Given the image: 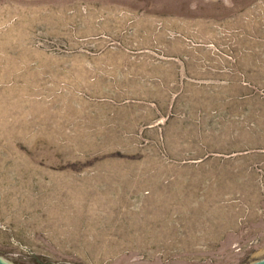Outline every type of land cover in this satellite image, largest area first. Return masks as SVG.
<instances>
[{"label": "rangeland", "instance_id": "1", "mask_svg": "<svg viewBox=\"0 0 264 264\" xmlns=\"http://www.w3.org/2000/svg\"><path fill=\"white\" fill-rule=\"evenodd\" d=\"M0 255L264 260V0H0Z\"/></svg>", "mask_w": 264, "mask_h": 264}, {"label": "water", "instance_id": "2", "mask_svg": "<svg viewBox=\"0 0 264 264\" xmlns=\"http://www.w3.org/2000/svg\"><path fill=\"white\" fill-rule=\"evenodd\" d=\"M4 260H7V259H5L4 257H2V256L0 255V264H9V263H7V262L4 261ZM254 264H264V260H261V261H259V262L254 263Z\"/></svg>", "mask_w": 264, "mask_h": 264}, {"label": "bare ground", "instance_id": "3", "mask_svg": "<svg viewBox=\"0 0 264 264\" xmlns=\"http://www.w3.org/2000/svg\"><path fill=\"white\" fill-rule=\"evenodd\" d=\"M4 261H6V262L9 263V264H13V263L9 262L8 260H4Z\"/></svg>", "mask_w": 264, "mask_h": 264}]
</instances>
